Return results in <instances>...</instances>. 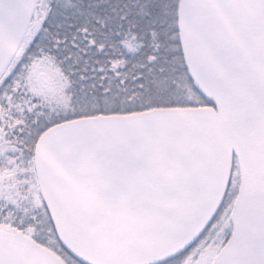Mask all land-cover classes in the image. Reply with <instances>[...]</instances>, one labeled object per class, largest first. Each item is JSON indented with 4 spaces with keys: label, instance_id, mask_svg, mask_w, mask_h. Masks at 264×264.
I'll list each match as a JSON object with an SVG mask.
<instances>
[{
    "label": "snow or ice",
    "instance_id": "1",
    "mask_svg": "<svg viewBox=\"0 0 264 264\" xmlns=\"http://www.w3.org/2000/svg\"><path fill=\"white\" fill-rule=\"evenodd\" d=\"M0 264H264V0H0Z\"/></svg>",
    "mask_w": 264,
    "mask_h": 264
}]
</instances>
